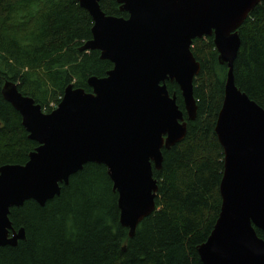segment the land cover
I'll return each mask as SVG.
<instances>
[{
  "label": "water",
  "instance_id": "1",
  "mask_svg": "<svg viewBox=\"0 0 264 264\" xmlns=\"http://www.w3.org/2000/svg\"><path fill=\"white\" fill-rule=\"evenodd\" d=\"M92 21L91 39L79 51H99L112 63L106 76L88 78L90 92L69 84L45 113L7 81L1 95L21 117L37 147L23 165L0 167V249L26 238L11 209L28 201L43 207L87 164L103 165L117 194L119 223L133 238L156 209L162 150L181 142L197 104L193 82L200 64L192 42L212 37L227 67L215 123L223 150L221 207L207 240L197 247L202 264H264V109L235 85L239 28L263 0H116L127 17L106 15L101 0H77ZM166 82L181 93L184 113ZM124 249V248H123Z\"/></svg>",
  "mask_w": 264,
  "mask_h": 264
},
{
  "label": "trees",
  "instance_id": "2",
  "mask_svg": "<svg viewBox=\"0 0 264 264\" xmlns=\"http://www.w3.org/2000/svg\"><path fill=\"white\" fill-rule=\"evenodd\" d=\"M99 4L108 16L127 17L116 0ZM92 26L77 0H0V167L25 164L38 145L3 99L2 86L17 84L45 113L56 108L69 84L90 92L88 78H102L113 67L99 51H79L91 39ZM239 35L235 85L264 109V0ZM191 52L200 64L193 82L196 117L185 118L181 142L162 150V168L153 172L156 209L134 237L119 223L117 194L106 167L90 163L45 206L28 201L11 209L13 227H23L26 238L1 248L0 264H202L197 247L207 240L221 207L224 155L214 128L227 67L218 62L212 37L193 40ZM166 85L185 115L178 86ZM256 233L264 240V232Z\"/></svg>",
  "mask_w": 264,
  "mask_h": 264
}]
</instances>
